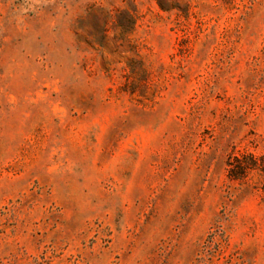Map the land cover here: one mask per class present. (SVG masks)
I'll return each mask as SVG.
<instances>
[{"label": "rangeland", "instance_id": "rangeland-1", "mask_svg": "<svg viewBox=\"0 0 264 264\" xmlns=\"http://www.w3.org/2000/svg\"><path fill=\"white\" fill-rule=\"evenodd\" d=\"M0 264H264V0H0Z\"/></svg>", "mask_w": 264, "mask_h": 264}, {"label": "trees", "instance_id": "trees-1", "mask_svg": "<svg viewBox=\"0 0 264 264\" xmlns=\"http://www.w3.org/2000/svg\"><path fill=\"white\" fill-rule=\"evenodd\" d=\"M242 171L244 172V171H245V168H244V169H242Z\"/></svg>", "mask_w": 264, "mask_h": 264}]
</instances>
